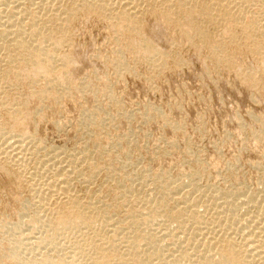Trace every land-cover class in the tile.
Returning a JSON list of instances; mask_svg holds the SVG:
<instances>
[{
    "label": "rangeland",
    "instance_id": "1",
    "mask_svg": "<svg viewBox=\"0 0 264 264\" xmlns=\"http://www.w3.org/2000/svg\"><path fill=\"white\" fill-rule=\"evenodd\" d=\"M154 1H127L138 24H118L117 31L103 15L84 12V0L0 1V15L12 4L23 11L14 12L16 21L27 10L39 16L44 37L58 42L56 56L66 59L64 72L60 65L39 71L29 50H9L8 42L17 40H0V264H142L138 259L153 251L150 236L155 232L161 246L168 245L162 232L172 229L180 242L163 248L168 257L179 254L180 264H196L198 254L220 248L221 238L245 249L252 244L245 250H255L249 262L263 264L257 249H264V31L249 36L242 15L250 19L259 9L264 22V0H220L233 11L222 21L214 9L212 17L195 9L190 14L176 7L181 0H170L175 11L161 19L157 40L167 58L162 69L138 45L152 42L160 21L153 2L163 0ZM205 1L208 8L214 0ZM71 5L76 16L65 10ZM238 5L242 24L232 21ZM186 21L193 24L192 41ZM139 23L144 35L136 31ZM129 34L131 49L122 45ZM227 35L238 42L228 43ZM222 43L229 67L210 57V48ZM118 55L124 59L117 67ZM237 70H250L257 82L244 86ZM60 178L66 194L49 188ZM36 214L47 218L48 231L31 227ZM81 220L95 224L79 230ZM63 222L78 226L55 234L58 250L43 244L40 237ZM86 241L100 259L90 260Z\"/></svg>",
    "mask_w": 264,
    "mask_h": 264
},
{
    "label": "bare ground",
    "instance_id": "2",
    "mask_svg": "<svg viewBox=\"0 0 264 264\" xmlns=\"http://www.w3.org/2000/svg\"><path fill=\"white\" fill-rule=\"evenodd\" d=\"M0 1H2V0H0ZM5 1L7 2V0H3V2H4V4L6 5V3H5ZM9 2H10V0H8ZM75 1V0H74ZM79 0H77V2H78ZM127 1H129V0H127ZM126 0H84V2H86L85 3V5H84V3H82L83 4V6H85V8H87V9H85L84 10V12L85 11H87V13L89 12L90 14L91 13H93V14H97V16L98 15H100V16H102L103 15V17H106V19H109L110 21V25H111V28H113L112 29V31H117V27H118V24H123V25H131V24H136L137 23V21H138V19H137V21H136V19L134 18V16H132L130 13L132 12H130V10L134 7V6H132L131 5V3L130 2H127ZM131 1V0H130ZM138 1V0H137ZM154 1V0H153ZM210 1V0H209ZM208 1V2H209ZM250 1H254V0H250ZM259 1V0H258ZM257 0H255V5H258L257 3H259ZM260 1H262V0H260ZM71 2H73V1H71ZM155 2V1H154ZM153 2V4L155 5V6H157L158 8H156L154 11L158 14V18L160 19V21L156 24V26L154 27V29L150 32V34H151V40H152V42H150V40L148 39H146V38H144V43H140V44H138V45H141V47L142 48H145V51L147 52V54L149 55V57H146L147 59H148V61L152 64V66H154L155 68H159L160 67V69H162L161 67L163 66V65H165V61L167 60V58L165 57V55L166 54H164L163 52H162V50L161 49H158L157 48V43H158V37H159V33L160 32H162L163 31V29H162V25H163V22H162V20L161 19H163V21H164V19H166V18H169V15H171V13L173 12V8L175 7L174 5H172V3H170V0H163L162 1V3H160V4H155ZM204 2H206L205 0H201L200 2H199V0H194V3H193V1L192 0H181V1H178L177 3H176V7H178V8H181V7H187L188 9H187V11L188 12H190V14H191V12H195L194 11V9L197 11H201V14L202 13H204V12H208V13H210V16H211V10L209 9V8H211V9H214V10H212V11H217V17L219 16L220 17V19H221V21L222 20H225V18H228V17H230V14H232L231 12H233V11H229L228 9H227V7L225 6V4H223L220 0H214L213 1V3H212V5L210 6V7H206V5H204L205 3ZM264 2V1H263ZM10 3H12V2H10ZM37 3V2H36ZM76 3V2H75ZM74 3V4H75ZM204 3V4H203ZM262 3V2H261ZM8 4V3H7ZM52 4V3H51ZM72 4V3H71ZM77 4V3H76ZM128 4H129V6H128ZM162 4V5H161ZM187 4H190V5H192L191 7H188V6H186ZM243 4H245V3H243ZM253 4V3H252ZM263 4V3H262ZM80 5V4H79ZM153 5V6H154ZM260 5V4H259ZM17 6V5H16ZM68 6H70V5H68ZM76 6H78V5H76ZM152 6V7H153ZM174 6V7H173ZM207 6H208V4H207ZM239 6V5H238ZM245 6V5H244ZM252 6V5H251ZM264 5H262V7H263ZM10 7L11 8H9L8 10L9 11H5V9H4V15H2V13H1V15H0V40H2V41H7V40H10V39H15V40H17L18 42H8L9 43V50H13V49H15V48H21V49H25V50H29V58L31 59V60H34L35 61V64H33V66L34 67H36V69L37 70H39V71H47L48 69H51V68H53V67H55V66H58V65H60V68L62 67V72H64V65L66 64V62H65V58L62 56V58H58L57 56H56V54H57V51H58V49H59V43L58 42H55L54 40L53 41H48V39H50V35H45L46 37H44V35H43V33H45V31H43V29H44V27H42L41 26V24L39 23L40 22V20L38 19V15H39V13H37V12H35V13H37V15L36 16H38L37 18L35 17V14H33V13H31V11H30V13L31 14H28V10L26 11V9H25V11L27 12V17L25 16V17H23V18H25V19H22V20H17L16 21V19H15V14H16V9H15V7L14 6H12V4H10ZM18 7V6H17ZM16 7V8H17ZM73 7V8H72ZM240 7V6H239ZM260 7V6H259ZM258 6H257V8H259ZM76 8V7H75ZM74 8V5L72 6L71 5V7H66V9L65 10H68V12L70 13V14H72V15H77V12H76V9ZM243 8V7H242ZM241 7L236 11V13L234 14L235 16H233V18L234 19H232V21L233 20H237V21H240V19H242V17H243V19H244V17H245V20L243 21V24L241 23L242 21H240L239 23H241L242 25H244V28H245V32H247V34L248 33H251L249 36H255V34H262L263 33V31H264V22L263 21H260V20H258V18H259V16L257 15L258 13L257 12H259L258 10L257 11H255V12H253L251 15H250V19L248 18V16H246V14H245V12H244V9H242ZM1 9V8H0ZM36 9V8H35ZM261 9V8H260ZM7 10V9H6ZM134 10V9H133ZM77 11H79V10H77ZM175 11V10H174ZM184 11V10H183ZM262 11V10H261ZM14 12H15V14H14ZM21 12H23V11H21ZM21 12H19V14H18V12H17V14L18 15H20L21 14ZM65 12H67V11H65ZM83 12V11H82ZM143 12V11H142ZM234 12H235V10H234ZM243 12H244V15L245 16H243L242 14H243ZM213 13V12H212ZM215 13V12H214ZM213 13V16L215 15ZM251 13V12H250ZM200 14V13H199ZM207 14V13H206ZM206 14H205V16H206ZM260 14V13H259ZM22 15H23V13H22ZM21 15V16H22ZM75 15V16H76ZM242 15V17L240 18V16ZM17 16V15H16ZM136 16V15H135ZM172 16V15H171ZM188 16V15H187ZM18 17V16H17ZM189 17V16H188ZM191 17H193V16H191ZM204 17V16H203ZM212 17V16H211ZM210 17V18H211ZM218 17V18H219ZM247 17V18H246ZM13 18L15 19V20H13ZM75 18V17H74ZM206 18H208V15H207V17ZM216 18V17H215ZM232 18V17H231ZM230 18V19H231ZM18 19V18H17ZM173 19H175L174 17H173ZM220 19H219V21H220ZM230 19H228V20H230ZM262 19V18H261ZM216 20V19H215ZM166 21V20H165ZM171 21H172V19H171ZM174 21V20H173ZM231 21V20H230ZM112 22H114L115 24H113ZM162 22V23H161ZM175 22V21H174ZM233 22H235V21H233ZM232 22V23H233ZM141 23V22H140ZM140 23H139V26H140ZM188 23H190L189 24V26H188V24H187V21H186V26H188V27H184L185 29H184V32H185V35H186V38H188V40L189 39H191L190 37H191V35H189L190 34V32L193 30V24L191 25V22L190 21H188ZM204 23V22H203ZM229 23V22H228ZM117 24V25H116ZM138 24V23H137ZM162 24V25H161ZM165 24V23H164ZM209 24V23H208ZM237 24V23H236ZM145 25V24H144ZM166 25V24H165ZM172 25V24H171ZM174 25V24H173ZM179 25V24H178ZM228 25V24H227ZM209 26V25H208ZM236 26V25H235ZM241 26V25H240ZM141 27V26H140ZM142 27H143V25H142ZM141 27V28H142ZM197 27V26H196ZM226 28H227V26H225ZM63 28H65V27H63ZM119 28V27H118ZM126 28V27H125ZM128 28V27H127ZM141 28H139L138 30H136L137 32L139 31L140 32V30H141V32L140 33H142L143 32V35H144V30H143V28L141 29ZM169 28V27H168ZM201 28V27H200ZM225 28V29H226ZM230 28L231 27H229V30H230ZM145 29V28H144ZM147 29V28H146ZM232 29H234V28H232ZM65 30V29H64ZM134 30V29H133ZM202 30V29H201ZM227 30V29H226ZM198 31V30H197ZM203 31V30H202ZM201 31V32H202ZM136 32V33H137ZM226 32V31H225ZM244 32V33H245ZM119 33V32H118ZM125 33V32H124ZM228 33H229V31H228ZM45 34H47V33H45ZM60 34H62V30H61V32H60ZM63 34H65V33H63ZM160 34H162V33H160ZM192 34V33H191ZM225 34V33H224ZM227 34V33H226ZM132 35H133V33H132ZM143 35H142V37H143ZM147 35V34H146ZM234 35V34H233ZM236 36V35H235ZM239 36V35H238ZM241 36V35H240ZM239 36V37H240ZM247 36V35H246ZM63 37H65V35H63ZM122 37H123V35H122ZM131 36H130V34L128 35V38L127 37H123L124 38V43L125 44H122V45H126L127 46V44L126 43H130L131 42V38H130ZM133 37V36H132ZM147 37V36H146ZM226 37H230V36H226ZM258 37V36H257ZM61 38H62V35H61ZM130 38V39H129ZM236 37H234V36H232V37H230L229 38V42L228 43H234V42H236L237 41V39H235ZM238 38V37H237ZM245 38H247V37H245ZM64 39V38H63ZM67 39V38H66ZM120 39V38H119ZM133 39V38H132ZM142 39V38H141ZM220 39V38H219ZM222 39V38H221ZM226 39V38H225ZM225 39H224V41H225ZM243 39V38H242ZM248 39V38H247ZM223 40V39H222ZM238 40H239V38H238ZM262 40V39H261ZM260 40V41H261ZM136 41H138V40H136ZM189 41H192V40H189ZM223 41V42H224ZM241 41V40H240ZM238 42V41H237ZM262 42V41H261ZM260 42V43H261ZM123 43V42H122ZM139 43V42H138ZM192 43V42H191ZM211 43V42H210ZM219 43V42H218ZM226 43H227V40H226ZM242 43V42H241ZM209 44V43H208ZM261 44H263V43H261ZM129 45V44H128ZM214 45V44H213ZM218 45V44H217ZM229 45V44H228ZM237 45V44H236ZM130 46V45H129ZM129 46H127L126 48H128ZM223 46H225L226 47V45H224V43H222L220 46L218 45L217 47H214V46H212L213 48H210V49H212V51H210V57H211V59L215 62L216 60L217 61H220V60H224L225 62H226V66L227 67H229V64L227 63V62H229V57H228V59L225 57L226 55H224L223 54V52H224V47ZM235 46V45H234ZM139 47V46H138ZM231 47V46H230ZM130 49L132 48V47H129ZM133 48H135V47H133ZM1 50H3L4 48L2 47V48H0ZM133 50H136V49H133ZM238 50V49H237ZM130 51V50H129ZM235 51V50H234ZM132 52V51H131ZM136 51H134V53H135ZM229 52V51H228ZM259 52H260V56H261V62H263V63H261V64H264V45L261 47V49L259 50ZM225 53H227V49H226V52ZM236 53V52H235ZM255 53H256V51H255ZM237 54V53H236ZM227 55H229V53L227 54ZM59 56V55H58ZM206 56V55H205ZM230 56V55H229ZM234 56V55H233ZM232 57V56H231ZM237 57V56H236ZM225 58H226V60H225ZM238 58V57H237ZM58 59L60 60L59 62H60V64H58V62L56 63V61H58ZM115 59V61H116V66L118 67L119 65H121L122 64V62H123V56L122 55H118L116 58H114ZM206 59H207V57H206ZM239 59V58H238ZM242 59V58H241ZM11 60V59H10ZM205 60V59H204ZM204 60H203V64L205 63L204 62ZM228 60V61H227ZM231 60V59H230ZM256 60V59H255ZM147 61V62H148ZM207 61V60H206ZM181 62V61H180ZM208 62V61H207ZM237 62V61H236ZM235 62V63H236ZM115 63V62H114ZM149 63V65H151ZM168 63V62H167ZM218 63V62H217ZM231 63V62H230ZM232 64V63H231ZM176 65V64H175ZM205 65V64H204ZM233 65V64H232ZM238 65V64H237ZM115 66V65H114ZM151 66V67H152ZM166 66V65H165ZM234 66V65H233ZM239 66V65H238ZM259 66H262V65H260L259 64ZM235 67V66H234ZM233 68V67H232ZM259 68V67H258ZM261 68H263L264 69V66H262ZM245 69V68H244ZM247 69H248V67H247ZM233 70V69H232ZM260 70V69H259ZM258 70V71H259ZM262 70V69H261ZM261 70H260V72H261ZM238 71V70H237ZM257 71V72H258ZM251 71L249 70V71H238V75H239V77H240V80H241V82H242V84L244 85V86H246V87H251L252 86V84L254 83H256L257 81H255L256 79H255V77H254V75L252 76L251 75V73H250ZM252 73H254V72H252ZM237 75V74H236ZM63 77V76H62ZM12 109H14V108H12ZM235 112V111H234ZM237 116V115H236ZM264 129V128H263ZM262 134V133H261ZM259 135V134H258ZM261 136H263V134L261 135ZM15 144V143H14ZM13 148V147H12ZM16 149V148H15ZM3 152V151H2ZM7 153V152H6ZM46 155V154H45ZM73 162V161H72ZM57 172V171H56ZM60 172H62V170L60 171ZM63 173V172H62ZM36 174V173H35ZM58 175H59V173H58ZM63 176V175H62ZM60 180H61V178H60ZM60 180H56L55 182H52L51 184H49V188L50 189H52V191H53V193H54V190H58L60 193L59 194H66L65 192L68 190V187H67V181H66V183H62V181L63 180H61V182H60V184H58L59 182L58 181H60ZM65 182V181H64ZM69 186V185H68ZM33 189V188H32ZM54 189V190H53ZM35 190V189H34ZM48 190V189H47ZM56 190V191H57ZM69 191V190H68ZM41 192V191H40ZM51 195H53V193H51L50 191H48ZM46 193V192H45ZM43 195V194H42ZM41 195V196H42ZM44 196V195H43ZM42 196V197H43ZM55 196V195H54ZM50 196H46V198H43L44 200L45 199H47V198H49ZM41 199V198H40ZM39 199V200H40ZM43 199H41L42 201H44ZM51 199V198H50ZM60 199V198H59ZM67 199V198H66ZM252 200H254V199H251V201ZM48 201V200H47ZM248 202L250 201V200H247ZM255 201V200H254ZM254 201H252V202H254ZM258 201V200H257ZM245 202V201H244ZM246 203V202H245ZM251 203V202H250ZM240 204V203H239ZM233 205V204H232ZM232 205H230L231 207H232ZM235 205V204H234ZM251 205H252V203H251ZM239 206V205H238ZM260 206V205H259ZM230 208V207H229ZM228 208V209H229ZM234 208V207H233ZM259 208V207H258ZM231 209V208H230ZM235 209V208H234ZM260 209L261 210H263L262 212H264V205L263 206H260ZM233 210V209H232ZM39 212V211H38ZM37 212V213H38ZM83 213H85L84 211H82ZM193 212H194V210H193ZM257 212V211H256ZM259 212V211H258ZM44 213V212H43ZM236 213V212H235ZM41 214V213H40ZM198 214V213H197ZM25 215V214H24ZM24 215H22V214H20L19 215V219L21 220V218L24 216ZM42 215H44V214H42ZM202 215V214H201ZM43 218V217H42ZM42 218H40V216L38 217V214H36V216H35V218H34V221H33V223H32V225H31V227L34 229V228H37V229H39V228H41V229H44V231L46 230V231H48V228H47V218L44 220V219H42ZM160 221V220H159ZM148 222V221H147ZM94 222H92L91 220H81L80 221V224H78V225H75V224H69V223H67V222H63V223H61L60 224V226L56 229V230H54V231H51V230H49L50 232H48V234H44V235H42V236H44V237H42L41 235V241H43L44 243L43 244H45V243H48V245L50 244L51 245V243H54V246L56 247H54L53 246V244H52V248H54L55 250L57 249L58 250V246L57 245H55L56 243H58V242H55L56 241V239L54 238L55 237V234H57V233H60L61 231H66V230H68L69 228H73L74 226H78V229L80 230V229H88V230H90L91 228H92V226H94ZM111 224V223H110ZM147 225H148V223H146ZM96 226V225H95ZM178 226H180L181 227V225H178ZM178 226H177V228H178ZM183 226V225H182ZM200 226V225H199ZM148 227V226H147ZM176 227V226H175ZM184 228V226L183 227H181V229H183ZM198 228V227H197ZM41 229H40V231H41ZM146 228H143V230H144V232L146 233V234H149V230L147 229V230H145ZM150 229V228H149ZM156 229V228H155ZM160 229V228H159ZM167 229V228H166ZM221 229V228H220ZM226 229V228H225ZM31 230V229H30ZM164 230H165V228H164ZM184 230V229H183ZM253 230V229H252ZM37 231V230H36ZM39 231V230H38ZM37 231V232H38ZM159 231H161V230H159ZM158 231V232H159ZM181 231V230H180ZM180 231H178V232H180ZM42 232V231H41ZM97 232V231H96ZM157 232V233H158ZM165 232V231H164ZM164 232H162L163 233V235L164 236H166V235H168L167 237H169V240H170V243H168V245L166 244H164V245H162L161 246V244L158 242V240H160V238L162 237H160L159 236V234H155V232H154V234H153V236H150L152 239H153V241H154V245H153V251L151 252V256H147V258H146V260H145V258L144 259H138L139 260V262H141L142 264H180V255L179 254H177V255H173V256H171V257H168V255H167V253H165L164 252V248H163V246L167 249V250H169V248H167V246L169 247V245H175V244H177L178 242H180V239H181V237L182 236H179L178 234L179 233H175L176 232V230H175V232L173 231V229L172 230H168V232L167 233H165L164 234ZM182 232V231H181ZM252 232V231H251ZM251 232H249L248 234L250 235L251 234ZM66 233V232H65ZM204 233V232H203ZM60 234H64V233H60ZM95 234V233H94ZM97 234H99V233H97ZM101 234V233H100ZM160 234H161V232H160ZM258 234V233H257ZM247 235V234H246ZM252 235V234H251ZM256 235V234H255ZM57 237H58V234L56 235ZM93 236V235H92ZM102 235H100V237H101ZM222 236V235H221ZM258 236V235H257ZM256 236V237H257ZM56 237V238H57ZM98 237H99V235H98ZM103 237V236H102ZM250 237H252V236H250ZM88 238V237H87ZM89 238H90V235H89ZM88 238V239H89ZM164 238V237H163ZM221 238V237H220ZM226 238V237H225ZM253 238V237H252ZM28 239V238H27ZM31 239V238H30ZM36 239H37V237H36ZM58 239V238H57ZM87 239V240H88ZM93 239V238H92ZM229 239H231V238H229ZM233 239V238H232ZM250 239V238H249ZM254 240H255V238H253ZM39 237H38V240H35V241H37L38 242V244L41 242H39ZM83 240H85V238L83 239ZM82 240V241H83ZM254 240H252L253 242H254ZM261 240V239H260ZM90 241V240H89ZM92 241H94V240H92ZM98 241V240H97ZM162 241V240H161ZM248 241V240H247ZM235 242V241H234ZM232 240H222V238L219 240L218 239V241H217V243H219L218 244V247H220V248H216V250L215 251H213V250H209V251H207V252H209V254L207 253V254H202V253H200V255H202V256H198L197 255V259H195V261L197 262H194V263H196V264H249L250 262L249 261H251V259L250 258H248V255L249 254H247L246 255V253L248 252V251H246L245 252V250H249L251 247V245L252 244H250L248 247H250V248H248L247 246H245L246 247V249L244 248V247H242L241 245H239V244H236V243H234ZM241 242V241H240ZM248 242H250V241H248ZM247 242V243H248ZM255 242H256V240H255ZM257 242H258V240H257ZM261 243H262V241H260ZM259 242V243H260ZM264 242V241H263ZM29 244H32V246H33V243H31V242H28ZM60 243V242H59ZM92 243V242H91ZM90 242L87 244V241H86V245H87V247H89V248H91V253H92V255H91V257H89V258H91L90 260H92V261H95L96 259H100L98 256H96V252H95V246H93L94 245V243H93V245L91 244ZM175 243V244H174ZM204 243V242H203ZM216 243V242H215ZM258 243V244H259ZM35 244H37V243H35ZM41 244H42V242H41ZM80 244H82L81 242H80ZM214 244V243H213ZM256 244V243H255ZM46 245V244H45ZM44 245V246H45ZM85 245V246H86ZM208 245V244H207ZM216 245V244H215ZM215 245L213 246V247H215ZM245 245V244H244ZM243 245V246H244ZM263 245V244H262ZM84 246V245H83ZM211 246V245H210ZM261 246V245H260ZM62 247V246H61ZM176 247V246H175ZM203 247V246H202ZM212 247V248H213ZM217 247V246H216ZM257 247V246H256ZM264 247V246H263ZM263 247H260V248H263ZM51 248V249H52ZM60 248V247H59ZM208 248H210L211 249V247H208ZM248 248V249H247ZM258 248V247H257ZM32 249V248H31ZM72 249V248H71ZM175 249V248H174ZM203 249V248H202ZM206 249H207V247H206ZM206 249L204 250V251H206ZM218 249V250H217ZM251 249H253V248H251ZM254 249H256L255 247H254ZM60 250V249H59ZM77 250V249H76ZM75 250V251H76ZM85 250V249H84ZM89 250V249H88ZM166 250V251H167ZM200 250V249H199ZM80 251V250H79ZM82 251V250H81ZM86 251V250H85ZM255 251V250H254ZM254 251H253V253H254ZM264 251V249L263 250H261V249H257V252H259L258 254H264V253H262ZM170 252V251H169ZM251 252V250H249V253ZM198 253V252H197ZM204 253V252H203ZM253 253H251V254H253ZM250 254V255H251ZM255 254V253H254ZM65 255V254H64ZM88 255V254H87ZM170 255H172V254H170ZM249 255V256H250ZM256 256V255H255ZM262 256H264V255H262ZM30 258H32V256L30 257ZM88 258V259H89ZM151 258H153V259H151ZM251 258H253L252 256H251ZM73 259V258H72ZM86 259V258H85ZM262 260H263V258H261ZM79 260V259H78ZM252 260H254V261H256L255 259H252ZM74 261V260H73ZM71 261L70 260V264H74V262H76V261ZM71 262H73V263H71ZM122 262H124V261H122ZM260 262H262L261 260H260ZM39 264H49L50 263V261H48L47 259H44V260H42V261H39L38 262ZM68 263V261H67V264H69ZM252 263V262H251ZM250 263V264H251ZM259 263V262H258ZM59 264H66V262L65 263H63V262H61V263H59ZM91 264V263H90ZM92 264H94V263H92ZM126 264V263H125ZM130 264H136V263H130ZM255 264V263H254ZM263 264H264V262H263Z\"/></svg>",
    "mask_w": 264,
    "mask_h": 264
}]
</instances>
